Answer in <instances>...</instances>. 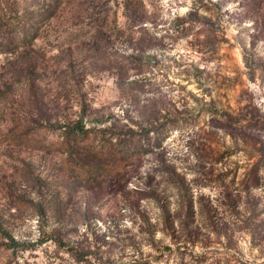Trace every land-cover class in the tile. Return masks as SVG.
Segmentation results:
<instances>
[{"label": "rangeland", "instance_id": "rangeland-1", "mask_svg": "<svg viewBox=\"0 0 264 264\" xmlns=\"http://www.w3.org/2000/svg\"><path fill=\"white\" fill-rule=\"evenodd\" d=\"M0 264H264V0H0Z\"/></svg>", "mask_w": 264, "mask_h": 264}]
</instances>
